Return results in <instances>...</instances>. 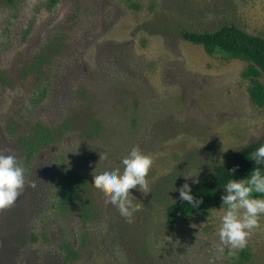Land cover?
Listing matches in <instances>:
<instances>
[{
  "label": "rangeland",
  "instance_id": "374dc122",
  "mask_svg": "<svg viewBox=\"0 0 264 264\" xmlns=\"http://www.w3.org/2000/svg\"><path fill=\"white\" fill-rule=\"evenodd\" d=\"M223 23L264 35V0H59L52 8L48 0H0V151L27 169L23 191L0 209V264L232 261L217 235L221 203L165 227L183 175L208 179L216 161L237 151L231 147L264 135V107L251 102L243 74L247 62L210 56L179 34L183 27ZM50 42L53 53L40 62ZM38 78L48 91L36 103ZM84 108L101 124L96 135L70 130L42 148L34 164L25 162L19 136L38 121L55 127ZM133 146L154 160L151 192L130 189L141 209L129 223L95 184L93 171L100 150L110 151L101 167H122ZM55 157L88 178L87 222L77 211H43ZM247 247V264H264V218Z\"/></svg>",
  "mask_w": 264,
  "mask_h": 264
},
{
  "label": "trees",
  "instance_id": "16d2710c",
  "mask_svg": "<svg viewBox=\"0 0 264 264\" xmlns=\"http://www.w3.org/2000/svg\"><path fill=\"white\" fill-rule=\"evenodd\" d=\"M13 2L14 0H9ZM59 0H48V6L54 7ZM180 36L193 44L203 47L210 56L221 58H241L247 62L243 72L249 79L248 93L251 102L264 107V82L261 76L264 74V35L254 34L246 31L235 23H223L214 28L194 30L180 28ZM50 42L42 55L39 56L42 62L46 56L53 53L56 44ZM38 93L35 102L39 103L45 97L48 88L44 79H37ZM77 129L86 137L96 135L101 129V124L95 114L86 108L64 118L55 127L38 121L26 133L18 137L17 143L22 150L25 162L34 164L37 153L48 144L59 140L68 131ZM264 143V135L241 147L226 161L224 165L216 166L215 173L208 179H201L191 189L196 198L202 197V203L198 208H192L187 202L176 199L166 207L165 227H172L177 221H186L192 214L207 213L215 204L221 203V195L224 192V183L229 179V169L236 167L232 178L240 179L246 177L253 168L255 161L249 154ZM55 163L51 167V182L48 187L45 201V209H57L62 211H77L85 222L90 219L93 205L90 201L88 178L72 168H69L61 157H55ZM261 167H264L262 165ZM44 197V196H43ZM67 249V256L73 254L70 244L64 246ZM232 261L229 264H247L251 260L252 252L250 247L239 250H232Z\"/></svg>",
  "mask_w": 264,
  "mask_h": 264
},
{
  "label": "clouds",
  "instance_id": "9594fccd",
  "mask_svg": "<svg viewBox=\"0 0 264 264\" xmlns=\"http://www.w3.org/2000/svg\"><path fill=\"white\" fill-rule=\"evenodd\" d=\"M231 148L239 150L241 146ZM222 151H226L224 146ZM100 152L102 162L110 156L108 149ZM249 157L255 161L256 167L240 179L232 178L236 167L229 169V179L223 186L221 215L217 228L221 251L223 247L230 251L245 248L253 231L261 228V220L264 218V167H261L264 165V143L255 148ZM153 160V155L145 153L139 146H133L121 159L122 167H101V162L93 171L95 184L106 190L108 202L129 223L132 222L133 214L141 209V204L134 201L136 196L130 189H136L145 195L151 192L147 176ZM221 164L224 165L222 157L216 161L217 166ZM26 171L24 163L17 156L0 151V209L11 206L23 191ZM198 173L181 174L185 177V183L178 189L179 200L187 202L192 208H198L203 198L193 195L192 185L187 180L191 178L192 184L199 183ZM172 190H177L175 183ZM174 202L176 203L175 200Z\"/></svg>",
  "mask_w": 264,
  "mask_h": 264
}]
</instances>
